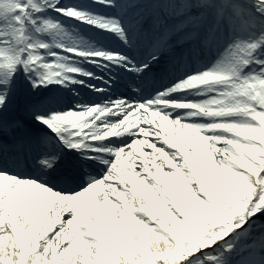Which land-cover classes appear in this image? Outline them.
<instances>
[{"label":"snow or ice","instance_id":"1","mask_svg":"<svg viewBox=\"0 0 264 264\" xmlns=\"http://www.w3.org/2000/svg\"><path fill=\"white\" fill-rule=\"evenodd\" d=\"M0 264H264V0H0Z\"/></svg>","mask_w":264,"mask_h":264}]
</instances>
